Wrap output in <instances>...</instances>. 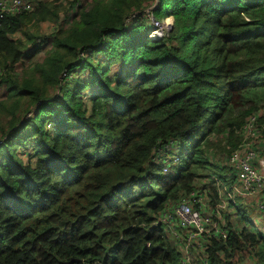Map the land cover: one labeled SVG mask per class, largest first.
I'll return each instance as SVG.
<instances>
[{
    "label": "trees",
    "instance_id": "1",
    "mask_svg": "<svg viewBox=\"0 0 264 264\" xmlns=\"http://www.w3.org/2000/svg\"><path fill=\"white\" fill-rule=\"evenodd\" d=\"M34 1L0 18V264H177L158 213L222 175L209 149L233 148L246 116L262 110L264 120V0H159L153 14L166 3L172 27L157 41L146 18L123 22L151 0H93L25 66L29 43L43 45L28 24L59 27L76 2ZM65 68L72 76L59 81ZM249 89L263 90L229 110ZM168 138L184 147L162 173L149 151ZM19 143L31 145L26 161ZM249 255L264 264V237L245 224L208 249L210 264Z\"/></svg>",
    "mask_w": 264,
    "mask_h": 264
},
{
    "label": "built area",
    "instance_id": "2",
    "mask_svg": "<svg viewBox=\"0 0 264 264\" xmlns=\"http://www.w3.org/2000/svg\"><path fill=\"white\" fill-rule=\"evenodd\" d=\"M80 1L76 0L75 6ZM35 4L33 0H0V18L28 12ZM158 5L159 0H151L140 11L126 16L124 25L141 16L149 24V40L157 41L168 37L172 17L156 19L153 11ZM86 52L84 50L79 55ZM69 69L63 70L59 81L72 76L73 71ZM54 93H57V88ZM32 112L26 113L25 119ZM261 117L262 110L246 116L234 130L236 145L231 149L227 147L229 151L222 153L225 155L219 154V166L226 167L227 172L221 176L200 178L189 191L158 213L154 223L168 230L178 251L177 264H210L209 247L212 243L224 241L230 231H237L231 221L238 211L253 210L255 215L260 214L264 218V120ZM46 126L51 124L48 122ZM210 135L213 133L207 135L209 141ZM18 154L26 161L25 152ZM181 156L182 152H178V141L174 138L157 139L149 151V161L159 164L162 173L170 172ZM216 254L220 256L222 252L217 251ZM228 260L223 259L222 262ZM255 261L254 255H249L237 264H255Z\"/></svg>",
    "mask_w": 264,
    "mask_h": 264
},
{
    "label": "rangeland",
    "instance_id": "3",
    "mask_svg": "<svg viewBox=\"0 0 264 264\" xmlns=\"http://www.w3.org/2000/svg\"><path fill=\"white\" fill-rule=\"evenodd\" d=\"M92 1L93 0H81L80 2H77L76 6L75 7H72V9L71 8H68V6L67 7L65 6V8H66L65 11L66 12L62 10L59 13V17L62 20V22L60 23V26L59 27H58L59 23H54V22H49V21H41V22H36V23L31 22L30 24H28V31L30 33L34 34V35H37L38 37H41V39L43 40V45H40V48H38L39 45H37L36 42H34L35 44L29 43V45L26 48V54L23 57V62H24L23 64H26L25 66H28V65L33 64L35 61H40L41 58L43 57V55L45 54V52L50 48V45H51L50 35H52V32H54L57 28H62V29L63 28H66L67 27V24L72 20L71 17H67L66 16V15H68L70 13V10H71V13H73V15H75L76 13H79L81 10H84L86 8H89L88 6H89L90 3H92ZM167 6L168 5L166 3H164L161 6V8H160V12L159 13H157V12L155 13L154 16H155L156 19L159 20V19L162 18L163 11L167 8ZM14 37L17 38V36H14ZM18 70H20V69H18ZM75 71H76L77 76H79V77H81V76L84 77L85 76V75H82L79 72H77V69ZM109 71L112 74H118V73H120V68L119 67L112 66V67H110V70ZM4 73H6V71L5 70L4 71L1 70V76ZM12 75H13V73H12ZM89 89L90 88H87L85 91H87ZM262 90L263 89H249V90L241 93V95L237 97L239 100L236 103L232 104L228 109L231 110V109L235 108V105L236 104H239V103L243 102L245 100V98L248 96V93H256V95H257ZM85 91H83V92H85ZM3 92L4 91H2V94H3ZM80 92L83 93L82 91H80ZM241 97H243V98H241ZM84 102L86 103V105H88V102L87 101L84 100ZM47 128L48 129H51L52 128V124H51V126H49ZM216 138L217 137L215 136L214 133H213V135H210V139H211V142L212 143L216 142ZM22 143H19L18 144L17 150H19V153H23V151L25 149H28V150L31 149V145L30 144L27 145V147H25L24 149L21 148L20 145H22ZM25 143L27 144V141H24L23 144H25ZM190 143L191 144L192 143H195V140H192ZM182 147H184V146L182 144H180L178 148L181 149ZM218 152L215 150V148H210L209 149V153L212 156L209 158V160H210V162L216 164L220 168L219 165L221 164V161L218 158L221 159V156L225 155L227 152L226 153L225 152L218 153ZM222 153H225V154H222ZM219 154H222V155L219 157ZM219 168H218V170H221L222 171V174L224 172H227L225 170L226 167L225 168H220V169ZM198 172L199 173H205V172H203L201 170H199ZM206 173H209V171H207ZM257 215H255L254 211L251 210V211H249V215L246 214V215L241 216L240 217V220L246 226H249V228L251 230L256 231V229H259L258 230L259 233H261L262 235H264V231H261V230H264V218L260 214H257Z\"/></svg>",
    "mask_w": 264,
    "mask_h": 264
},
{
    "label": "crops",
    "instance_id": "4",
    "mask_svg": "<svg viewBox=\"0 0 264 264\" xmlns=\"http://www.w3.org/2000/svg\"><path fill=\"white\" fill-rule=\"evenodd\" d=\"M2 91H3V88H1L0 87V96H2ZM248 210V209H247ZM247 210H243V212H244V215H249V210H248V212H246ZM241 211H238L237 212V216H235V218L233 219V221H231L234 225H235V228H236V230L238 231L241 227H242V225L244 224L240 219L238 220V217L240 216L241 217V215H239V213H240ZM257 215V214H256ZM258 216V215H257ZM253 223V222H252ZM259 229H256V232H258L259 233V231H258ZM261 231H264V230H261ZM261 234V233H260ZM262 235V234H261ZM263 237H264V235H262Z\"/></svg>",
    "mask_w": 264,
    "mask_h": 264
},
{
    "label": "water",
    "instance_id": "5",
    "mask_svg": "<svg viewBox=\"0 0 264 264\" xmlns=\"http://www.w3.org/2000/svg\"><path fill=\"white\" fill-rule=\"evenodd\" d=\"M76 261H77L76 259L71 258V259L65 261L64 264H69L70 262H76Z\"/></svg>",
    "mask_w": 264,
    "mask_h": 264
}]
</instances>
